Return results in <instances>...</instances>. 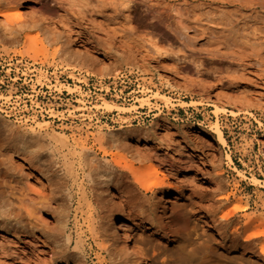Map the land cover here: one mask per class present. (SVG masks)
Wrapping results in <instances>:
<instances>
[{"label":"rangeland","instance_id":"rangeland-1","mask_svg":"<svg viewBox=\"0 0 264 264\" xmlns=\"http://www.w3.org/2000/svg\"><path fill=\"white\" fill-rule=\"evenodd\" d=\"M5 8L31 27L3 39L11 26L0 16V264H76L45 238L71 234L74 251L75 223L82 264H134L101 248L99 224L116 217L148 264H264V0H0ZM52 32L60 40L45 42ZM21 134L38 143L22 152ZM83 148L164 185L146 194L117 176L95 186L81 171L73 182ZM166 196L179 197L183 231L165 218Z\"/></svg>","mask_w":264,"mask_h":264},{"label":"bare ground","instance_id":"bare-ground-1","mask_svg":"<svg viewBox=\"0 0 264 264\" xmlns=\"http://www.w3.org/2000/svg\"><path fill=\"white\" fill-rule=\"evenodd\" d=\"M0 16L4 17L7 24L11 26V30L9 31V33L7 35L2 34L3 32L1 33L2 34L1 38H3V39L9 40V41H15L22 31L27 29L28 26L31 27V25H29L28 20H26V21H28V23L25 20H23L22 15L20 12H18V10L13 11L10 8H5L2 10L0 9ZM31 17L34 18L33 16H31ZM32 18H31V21L34 20V19L32 20ZM32 23L34 24V21ZM58 40H60V37L58 35H55L53 32H52L51 36H46L44 38V41L47 43L58 41ZM30 43H33L32 40L27 43L28 49H32V47L34 48L35 46H33V45L31 48L29 47ZM157 66L161 71L164 72V74L168 78L177 77V75L173 74V71L172 72L169 71L164 60H161V59L158 60ZM191 104L192 103H190V105ZM153 125H150L147 128L139 129L140 133H144V134L150 133L154 129ZM1 127L2 126L0 123V129H1ZM212 129L214 130V133L216 134V139H218V141L220 143L224 144L222 134H221L220 130L218 129L217 124H214ZM7 132H8V135L12 136V134H10L11 133L10 130H7ZM13 138L19 143V145H20L19 148L22 152H26V149H27L26 147L28 144L38 143L36 141L34 142L31 138H28L26 135H23V134L15 135V136L13 135ZM263 144H264V141H263ZM81 155H82V157H73V161H74L73 173H72L73 182H76L77 180H79V171H81V173L85 176L86 180L88 182L95 183V186H97V185L101 186L102 185L104 187H108L110 185H113L114 181H118V179L116 178L117 176L120 178L123 176L124 177H130L127 181L128 185H130V187L132 189L135 187L142 188L145 190L146 194L149 190L153 189L154 187L164 185V181H162V180L157 181V182L154 181V183H147V181H145L138 174V172H136L135 170L131 169L128 166H121L115 160L114 157H101L102 162H100L96 159V157H89V153L85 152V148H83ZM30 159H35V162L38 164H42L45 161V160H43V158H40V157H30ZM149 161H151V160H149ZM1 166H3L4 169H6V168L9 169V166L3 165V160H0V168H1ZM125 173H127V174H125ZM192 177H193L192 179H195L194 176H192ZM65 184H66L65 179L56 175L55 186H54L55 192H57V193L62 192V190L65 189V187H64ZM262 188L264 189V183L262 184ZM83 193H84V195L86 194L85 190L83 191ZM65 196L66 195H63V197H60L61 198L60 200L58 199L60 201V204L58 205V209L56 210V212L59 214V216L61 218L60 221L59 220L58 221H59V226L62 230H65L67 228V222L65 219H63L65 216H67L66 215L67 214V212H66L67 211V205L65 204L66 200L64 198ZM105 197H107V196H103V195H97L96 196L101 207L106 209L107 205L109 204V201ZM28 199H29V203H31L33 205H37V204L42 205L45 202L42 200V198H39V197L35 198V199H38V201H35L33 199H30V198H28ZM175 199L177 200V199H179V197L174 196V198H172L171 196H166L164 198V201L162 199L163 203L161 204L162 205L161 207L164 211H169L171 209L170 210L171 213L169 214V216H166L167 215L166 214L165 215L166 217L165 216L164 217L168 218L167 221H169L171 223V225L175 226L177 228V230L183 231V229L187 228V220L183 217V215H182L183 213L180 209L174 208V206L171 205ZM22 201L24 203V200H19L20 203H22ZM4 202H6V201L3 200V203ZM150 205H151V203H150ZM11 208H12V206H11ZM26 211H27L28 215H32V214L38 212V210H36V209H32V210L28 209ZM103 220H105V219H103ZM21 226L24 229H27L26 224H23ZM102 226H104V227L99 232V236L104 235V239L106 240V247L101 246V248L107 250L108 253L110 254V256L112 255L114 258L116 257L117 260H119L121 252H125L126 255L134 262V264H148L145 257L143 256L140 248L138 247V245L134 241H132V233H131V229H130L129 224L127 223V220H125L123 218L116 217V218L111 219V221L109 223H107V221H106V223L104 221H102L99 224V227H102ZM74 228H76L75 229L76 231L74 233V235L76 234V239L74 241V245L72 246L74 251H68L69 246L71 244H73L72 243L73 235H71V234H66L64 236V238L62 239V241L60 240V236L58 233L47 234L45 236V238L48 240L53 254H56V256L57 255L58 256L59 255L71 256L72 261H74L76 264H82V258H84V255H83L84 244H83V241L81 239V232L78 231L79 228H78L76 223L74 224ZM151 231L152 232L150 234L157 232V230H153V229ZM96 237H98V235ZM119 242L122 244V246L118 247L117 243H119ZM46 245H48V244H46Z\"/></svg>","mask_w":264,"mask_h":264}]
</instances>
